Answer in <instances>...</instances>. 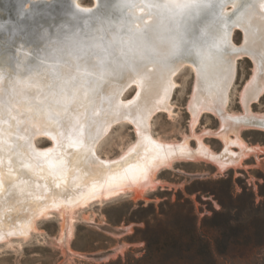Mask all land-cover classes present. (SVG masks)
<instances>
[{"label":"rangeland","instance_id":"obj_1","mask_svg":"<svg viewBox=\"0 0 264 264\" xmlns=\"http://www.w3.org/2000/svg\"><path fill=\"white\" fill-rule=\"evenodd\" d=\"M71 1L0 0V95L2 84L25 83L43 58L50 59L55 52L54 56L67 55L81 38L90 60H96L93 53L108 52L104 70L115 77L125 67L112 60L125 43L132 45L126 58L134 69L145 60L163 69L179 55L197 53L204 63L222 69L230 55L238 54L228 111L233 116L242 112L240 92L253 76L255 63L243 49L240 23L257 0H112L111 10L102 13L98 0H73L77 8L93 13L90 17L72 15ZM137 2L146 11L136 13ZM203 62L198 63L202 69ZM189 63L193 68L198 65L189 60L175 78L172 114L159 112L151 121L154 136L163 142L176 143L191 134L187 103L195 73ZM136 90L132 85L122 95L123 103L132 101ZM257 101L251 110L264 117V92ZM218 126L216 115L203 114L194 132L214 131ZM240 135L250 147L264 149V131L244 130ZM208 136L203 135V141L220 151L221 141ZM135 138L131 123H118L100 142L98 154L116 157ZM188 143L196 146L193 137ZM35 145L46 149L52 142L42 135ZM153 177V187L79 209L69 238L65 230L59 237L62 220L54 213L38 220L37 230L26 239L0 240V264H264L263 152L248 153L223 171L208 159L181 160ZM189 212L199 239L194 249L185 252L179 237ZM165 233L171 236L169 245L159 244ZM146 237L153 241L150 251Z\"/></svg>","mask_w":264,"mask_h":264},{"label":"bare ground","instance_id":"obj_2","mask_svg":"<svg viewBox=\"0 0 264 264\" xmlns=\"http://www.w3.org/2000/svg\"><path fill=\"white\" fill-rule=\"evenodd\" d=\"M144 11L142 3L135 6L136 13ZM240 27L243 49L251 55L255 69L240 92L242 112L236 116L228 111V105L238 54L230 55L222 69L204 63L198 53L194 57L179 55L163 69L150 60L134 69L126 58L132 45L125 43L112 60L121 61L119 65L125 67L115 77L104 70L103 64L110 59L108 52L100 56L93 53L98 62L90 60L87 45L78 38L76 49L67 55L54 56V51L50 59L43 58V64L33 69L25 83H1L0 240L8 241L10 236L26 239L37 230L38 220L54 213L62 220L59 237L65 230L69 238L79 209L153 187L154 174L175 162L204 158L223 171L240 163L248 153H264L262 147H250L240 135L244 130L264 131V117L251 110V104L264 92V0L255 2ZM229 41L230 36V48ZM34 59H27L26 65ZM189 60L205 66L193 68L189 63L195 73L187 103L191 134L176 143L163 142L154 136L151 121L159 112L172 114L175 78ZM132 85L137 89L132 100L135 102L123 103L122 95ZM165 87L167 98L161 103ZM138 92L141 95L136 99ZM203 114L216 115L219 126L196 134L194 126ZM123 122H131L135 140L116 157H101L100 142L114 125ZM42 135L52 142L46 149L35 145V139ZM203 135L219 139L221 150H212ZM190 137L196 140L195 147L188 143Z\"/></svg>","mask_w":264,"mask_h":264},{"label":"trees","instance_id":"obj_3","mask_svg":"<svg viewBox=\"0 0 264 264\" xmlns=\"http://www.w3.org/2000/svg\"><path fill=\"white\" fill-rule=\"evenodd\" d=\"M189 214L190 215L188 217H190V219L188 218L186 224L184 226H181L180 229L182 231V235L179 237L181 242H183V251L185 252L194 249L199 239L195 233V221L192 218L191 212H189ZM161 235L163 240H161V243L159 244L169 245V242L171 241V236L167 235L166 233ZM145 242L147 243V250H152L153 241L150 239V237H146Z\"/></svg>","mask_w":264,"mask_h":264},{"label":"water","instance_id":"obj_4","mask_svg":"<svg viewBox=\"0 0 264 264\" xmlns=\"http://www.w3.org/2000/svg\"><path fill=\"white\" fill-rule=\"evenodd\" d=\"M70 1V0H69ZM99 1V11L98 13H102L105 11H109L111 10V1L112 0H98ZM70 11L72 13V15H82V16H86V17H90L91 15H93V13H87V10H82L80 8H77L73 2V0L70 2ZM97 13V14H98ZM82 27L77 29V30H73V31H81Z\"/></svg>","mask_w":264,"mask_h":264},{"label":"snow or ice","instance_id":"obj_5","mask_svg":"<svg viewBox=\"0 0 264 264\" xmlns=\"http://www.w3.org/2000/svg\"><path fill=\"white\" fill-rule=\"evenodd\" d=\"M138 83V85H139V87H141V89L143 88V85L140 83V82H137ZM140 95H141V92H138L137 93V95H136V99H139V97H140ZM167 98V87H165L164 89H163V96H161L160 97V100H159V102H163V100H165ZM135 101H130L129 103L131 104V103H134ZM131 123V122H130ZM145 139H150V138H145Z\"/></svg>","mask_w":264,"mask_h":264},{"label":"crops","instance_id":"obj_6","mask_svg":"<svg viewBox=\"0 0 264 264\" xmlns=\"http://www.w3.org/2000/svg\"><path fill=\"white\" fill-rule=\"evenodd\" d=\"M217 167V166H216ZM218 169V168H217ZM228 169V168H227Z\"/></svg>","mask_w":264,"mask_h":264}]
</instances>
